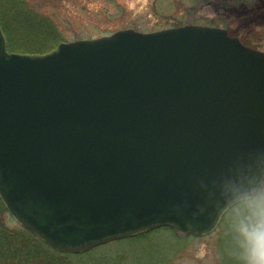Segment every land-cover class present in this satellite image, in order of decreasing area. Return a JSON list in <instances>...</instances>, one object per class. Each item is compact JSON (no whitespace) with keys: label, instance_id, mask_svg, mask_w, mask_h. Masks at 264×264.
<instances>
[{"label":"water","instance_id":"95a60500","mask_svg":"<svg viewBox=\"0 0 264 264\" xmlns=\"http://www.w3.org/2000/svg\"><path fill=\"white\" fill-rule=\"evenodd\" d=\"M256 163L264 51L226 28H124L30 54L0 26V196L52 246L206 233L221 186Z\"/></svg>","mask_w":264,"mask_h":264},{"label":"rangeland","instance_id":"374dc122","mask_svg":"<svg viewBox=\"0 0 264 264\" xmlns=\"http://www.w3.org/2000/svg\"><path fill=\"white\" fill-rule=\"evenodd\" d=\"M28 8L54 23L62 41L96 38L116 30L202 24L226 28L264 51V0H26ZM35 41V40H34ZM5 222H19L6 214ZM111 240L71 254L74 264H238L226 212L203 234L166 228Z\"/></svg>","mask_w":264,"mask_h":264},{"label":"trees","instance_id":"16d2710c","mask_svg":"<svg viewBox=\"0 0 264 264\" xmlns=\"http://www.w3.org/2000/svg\"><path fill=\"white\" fill-rule=\"evenodd\" d=\"M0 26L10 52L43 54L62 41L51 19L32 12L26 0H0ZM6 214L11 213L0 196V264H74L69 256L86 252L62 251L21 223L10 227L4 219ZM163 228L180 232L170 226H160L134 235Z\"/></svg>","mask_w":264,"mask_h":264},{"label":"clouds","instance_id":"9594fccd","mask_svg":"<svg viewBox=\"0 0 264 264\" xmlns=\"http://www.w3.org/2000/svg\"><path fill=\"white\" fill-rule=\"evenodd\" d=\"M238 264H264V164L221 186Z\"/></svg>","mask_w":264,"mask_h":264}]
</instances>
